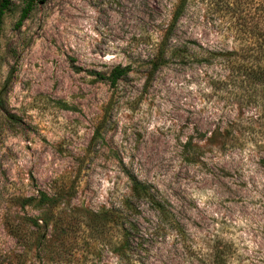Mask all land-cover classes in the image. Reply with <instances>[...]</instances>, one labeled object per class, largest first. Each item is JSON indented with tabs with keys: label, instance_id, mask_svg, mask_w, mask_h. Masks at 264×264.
<instances>
[{
	"label": "rangeland",
	"instance_id": "rangeland-1",
	"mask_svg": "<svg viewBox=\"0 0 264 264\" xmlns=\"http://www.w3.org/2000/svg\"><path fill=\"white\" fill-rule=\"evenodd\" d=\"M179 4L46 0L19 26L13 1L0 30V264H264V88L226 86L222 64L192 58L151 77ZM257 23L264 0H188L171 45L240 50ZM118 66L131 72L113 88ZM131 178L168 216L132 198ZM40 192L62 197L71 229L46 246L28 224L40 212L20 205ZM106 210L128 221L88 226Z\"/></svg>",
	"mask_w": 264,
	"mask_h": 264
},
{
	"label": "trees",
	"instance_id": "trees-1",
	"mask_svg": "<svg viewBox=\"0 0 264 264\" xmlns=\"http://www.w3.org/2000/svg\"><path fill=\"white\" fill-rule=\"evenodd\" d=\"M13 1H21L24 3L22 9L19 26L29 17L34 8L46 2V0H0V30L4 23L5 15L10 11ZM188 0H180L175 14L172 18V23L165 32L161 43L157 49L155 58L150 62V76L152 77L160 68L165 66L170 59L176 58L184 60L185 58H192L200 61V63H219L230 72L229 78L219 82L228 86L230 84H247L249 87H262L264 88V27L260 24H255L249 29L252 36H256L257 42L254 41L251 46H246L240 50L230 52H217L210 49H205L197 45L196 41H191L192 44L198 48L184 46H172V33L176 24L181 20L186 10ZM244 25V23H243ZM245 27V25H244ZM240 61L234 70V64ZM131 72L130 66H118L114 68L110 74L105 77L111 87H116L121 79L126 77ZM237 72V73H236ZM235 74V77L233 76ZM132 184V198L136 201L146 200L154 205V209L161 214V216H168L169 211L165 206L156 201L155 196L152 194L151 187L147 184L140 182L136 178H131ZM61 196H49L44 192H40L38 197H27L20 201L22 208L32 207L34 210L40 212L39 219H31L28 224L30 227L38 231L37 242L38 245L46 246L50 241L51 235L58 241L64 240L70 234V223L65 225L64 220L61 222L60 215L63 213L61 205L63 204ZM127 210L131 211L134 208L130 201L126 203ZM73 219V216L71 217ZM123 220L126 223L128 219L117 211L106 210L101 213L94 214L89 218L88 226L93 229L104 227L108 223L117 225L119 221ZM51 233V235H49ZM11 234L18 240L22 241L23 238L20 233V227L13 225L11 227ZM31 247V246H30ZM47 249V247H46Z\"/></svg>",
	"mask_w": 264,
	"mask_h": 264
}]
</instances>
